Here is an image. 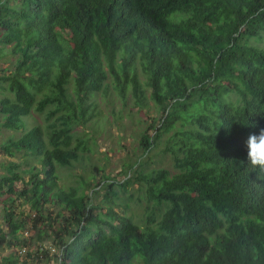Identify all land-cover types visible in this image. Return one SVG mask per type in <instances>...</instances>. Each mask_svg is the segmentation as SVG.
<instances>
[{
    "label": "trees",
    "instance_id": "16d2710c",
    "mask_svg": "<svg viewBox=\"0 0 264 264\" xmlns=\"http://www.w3.org/2000/svg\"><path fill=\"white\" fill-rule=\"evenodd\" d=\"M172 11L190 18L170 24ZM0 57L1 125L23 130L34 112L48 122L2 146L41 167L1 163L0 250H11L0 264H32L46 242L62 264H264V177L246 144L264 128V0H0ZM110 89L161 113L121 183L144 182L141 222L109 175L99 200L60 183L59 166L92 150L76 130ZM166 134L174 169L145 172Z\"/></svg>",
    "mask_w": 264,
    "mask_h": 264
},
{
    "label": "rangeland",
    "instance_id": "374dc122",
    "mask_svg": "<svg viewBox=\"0 0 264 264\" xmlns=\"http://www.w3.org/2000/svg\"><path fill=\"white\" fill-rule=\"evenodd\" d=\"M9 63L8 57H0V73H3V68L7 67ZM3 96L4 94L0 90V99ZM151 103L152 107L150 109H145V112H139L136 107L131 106L133 104L132 97H129L128 102H124L111 89L107 93L101 94L98 97L95 118L87 123L85 130L82 127H78L76 130L78 135L88 139L92 150L83 151L80 159L75 161L70 167L59 166L58 173L61 185L65 188L79 185L81 192L85 191L88 193L100 189L101 192L95 194V198L99 200L103 199V194L106 191L104 185L107 182L104 180L105 176L109 175L111 176L110 181L113 180L115 182L114 189L121 197L118 200L122 201L125 199L130 205L129 210L141 222L147 198L144 190L140 191L138 188L143 186L144 182L138 181L128 184L127 190H124L121 183L127 179L125 171L129 169L128 165L135 162L137 157L143 155L142 149L138 147L142 130L151 123V116L153 117L157 114L159 117L161 116V113H157L154 103ZM44 115L34 112L25 117L26 127L23 130H12L1 125L3 116L0 113V176L4 173L1 163H7L11 159L21 164L20 170L30 168L33 165L38 168L41 167L36 157L30 154L24 155L23 152H20L17 157H10L3 151L2 146L11 136L18 138L25 130L35 125L41 124L45 127L48 122L45 120ZM93 138H95V141ZM168 138L169 135L166 134L158 141L156 147H153L151 151L142 157V159L147 160L142 167L145 172L162 166H166L171 170L174 169L172 156L170 152L165 151L167 146L171 144ZM86 182L88 183L86 184ZM140 194L144 200H140ZM2 207L0 204V226L7 230V224L2 217ZM24 207H20L18 204L17 211ZM10 250L9 247L1 249L0 258L9 253Z\"/></svg>",
    "mask_w": 264,
    "mask_h": 264
},
{
    "label": "clouds",
    "instance_id": "9594fccd",
    "mask_svg": "<svg viewBox=\"0 0 264 264\" xmlns=\"http://www.w3.org/2000/svg\"><path fill=\"white\" fill-rule=\"evenodd\" d=\"M190 17L180 11L169 12L165 19L170 24H179ZM247 156L251 167L264 177V128L260 129L259 134H250L247 141Z\"/></svg>",
    "mask_w": 264,
    "mask_h": 264
},
{
    "label": "built area",
    "instance_id": "2783aa9c",
    "mask_svg": "<svg viewBox=\"0 0 264 264\" xmlns=\"http://www.w3.org/2000/svg\"><path fill=\"white\" fill-rule=\"evenodd\" d=\"M33 230L27 229L25 234L27 236H31L33 234ZM38 247H36L37 249ZM29 251L28 246H21L16 248L17 255L22 259L26 256ZM39 257L34 258L32 264H62L63 260V248H59L55 246L52 242L40 243L39 248L37 249V253ZM36 256V255H35Z\"/></svg>",
    "mask_w": 264,
    "mask_h": 264
}]
</instances>
